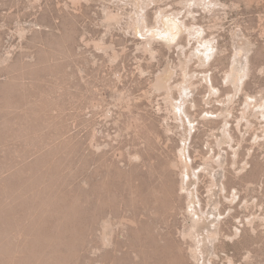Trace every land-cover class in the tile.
Returning <instances> with one entry per match:
<instances>
[{"label": "rangeland", "instance_id": "rangeland-1", "mask_svg": "<svg viewBox=\"0 0 264 264\" xmlns=\"http://www.w3.org/2000/svg\"><path fill=\"white\" fill-rule=\"evenodd\" d=\"M0 264H264V0H0Z\"/></svg>", "mask_w": 264, "mask_h": 264}, {"label": "bare ground", "instance_id": "bare-ground-1", "mask_svg": "<svg viewBox=\"0 0 264 264\" xmlns=\"http://www.w3.org/2000/svg\"><path fill=\"white\" fill-rule=\"evenodd\" d=\"M165 32H167V30H165ZM165 32H164V33H165ZM151 35H152V37H153V38H155V37H156V34H155L154 32H152V34H151ZM179 107H181V106L179 105Z\"/></svg>", "mask_w": 264, "mask_h": 264}]
</instances>
